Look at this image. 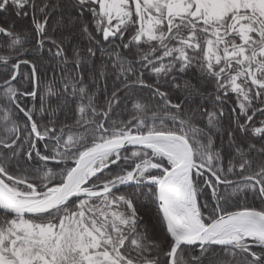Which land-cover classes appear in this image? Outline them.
Wrapping results in <instances>:
<instances>
[{
  "label": "snow or ice",
  "instance_id": "snow-or-ice-1",
  "mask_svg": "<svg viewBox=\"0 0 264 264\" xmlns=\"http://www.w3.org/2000/svg\"><path fill=\"white\" fill-rule=\"evenodd\" d=\"M0 264H264V0H0Z\"/></svg>",
  "mask_w": 264,
  "mask_h": 264
}]
</instances>
